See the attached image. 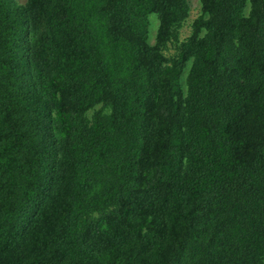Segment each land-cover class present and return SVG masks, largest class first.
Instances as JSON below:
<instances>
[{"label": "trees", "instance_id": "obj_1", "mask_svg": "<svg viewBox=\"0 0 264 264\" xmlns=\"http://www.w3.org/2000/svg\"><path fill=\"white\" fill-rule=\"evenodd\" d=\"M200 6L0 0V264H264V0Z\"/></svg>", "mask_w": 264, "mask_h": 264}, {"label": "rangeland", "instance_id": "obj_2", "mask_svg": "<svg viewBox=\"0 0 264 264\" xmlns=\"http://www.w3.org/2000/svg\"><path fill=\"white\" fill-rule=\"evenodd\" d=\"M189 3H190V15L183 22L182 27L180 28V32H179L180 40H184L189 35L191 31L192 21L200 14L201 11L200 0H189ZM150 21H151V25H150L151 30H150L149 40L151 43H153L155 40L158 21L155 16H152L150 18ZM177 48H178L177 42L171 43L170 48L168 50V54L174 55V53H176Z\"/></svg>", "mask_w": 264, "mask_h": 264}]
</instances>
